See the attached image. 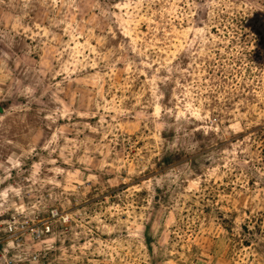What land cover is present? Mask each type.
<instances>
[{"label":"rangeland","instance_id":"374dc122","mask_svg":"<svg viewBox=\"0 0 264 264\" xmlns=\"http://www.w3.org/2000/svg\"><path fill=\"white\" fill-rule=\"evenodd\" d=\"M0 264H264V0H0Z\"/></svg>","mask_w":264,"mask_h":264}]
</instances>
